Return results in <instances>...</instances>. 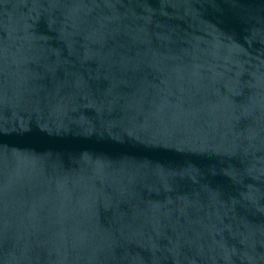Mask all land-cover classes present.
I'll use <instances>...</instances> for the list:
<instances>
[{
	"label": "water",
	"instance_id": "water-1",
	"mask_svg": "<svg viewBox=\"0 0 264 264\" xmlns=\"http://www.w3.org/2000/svg\"><path fill=\"white\" fill-rule=\"evenodd\" d=\"M0 264H264V0H0Z\"/></svg>",
	"mask_w": 264,
	"mask_h": 264
}]
</instances>
